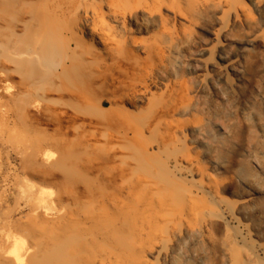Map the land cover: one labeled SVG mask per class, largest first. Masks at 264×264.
Here are the masks:
<instances>
[{"label":"rangeland","instance_id":"374dc122","mask_svg":"<svg viewBox=\"0 0 264 264\" xmlns=\"http://www.w3.org/2000/svg\"><path fill=\"white\" fill-rule=\"evenodd\" d=\"M31 7L49 27L40 41L45 94L29 117L18 79L0 80V264H14L12 249L19 264H146L147 251L174 227L206 234L204 219L217 212L205 211L220 201L264 257V160L251 161L245 137L242 146L226 139L216 165L208 157L216 150L192 130L264 88V12L250 0H35ZM224 19L239 70L247 59L256 66L250 76L224 70L214 53L197 56L224 42L217 34ZM203 77L210 82L201 90ZM248 174L254 184L242 180ZM239 202L245 212H237ZM236 225L229 219L220 233Z\"/></svg>","mask_w":264,"mask_h":264},{"label":"bare ground","instance_id":"6f19581e","mask_svg":"<svg viewBox=\"0 0 264 264\" xmlns=\"http://www.w3.org/2000/svg\"><path fill=\"white\" fill-rule=\"evenodd\" d=\"M34 1L0 0V80L18 79L17 91L19 94L27 95L30 98L24 107V114L29 117L34 115L33 108L40 99H43L45 94L41 87L44 74L40 66L44 58L45 48L40 41L43 39L46 41L49 32L44 16L41 12L33 11L31 7L34 5ZM17 2V15L8 18L7 12L10 10L11 3ZM250 2L253 3L255 10L264 12V0H250ZM223 21L224 24L221 25L217 34L218 37H222L224 42L218 41L212 49L202 48L197 56L202 57L204 54L214 53L221 62H226L224 70H235L240 77L241 75L250 76L256 66L247 59L244 60V65L242 64L244 70H239L241 67L239 64L240 52L230 51L227 48L230 26L225 23L226 19ZM243 40L250 45H254L257 41L256 38L248 34L244 35ZM233 58H238V61H232ZM220 77H223V72H220ZM208 82L210 79L207 77H203L199 81L201 90ZM223 82L226 86H231L230 82L226 80ZM212 87L216 88V85L212 84ZM263 101L264 88H261L256 97L246 106L233 105L232 113H226L222 120L213 117L210 120V126L201 123L193 127L192 130L197 135L199 143L206 147L209 153L212 149L216 150L218 154L216 157L208 155L207 152L212 163L216 165L222 163L226 139H229L230 144L240 146L245 137L252 139L251 146L246 148V151L251 153V161L258 164L263 162L264 112L261 109ZM1 110L3 109L0 107ZM213 133L217 136L210 139ZM25 148L27 147H24L23 150H26ZM242 180L250 184L255 183L252 174H248L247 177L243 175ZM216 203V208L210 207L205 211L207 215L214 211L217 212V214L204 219V225L207 227L205 229L206 234L202 233L200 237L197 226L191 228L174 227L168 238L163 235L161 240L147 251V256L153 260L146 264H264V257L257 254V251L262 250V248L258 245L257 248L252 249L246 244L245 224L239 220L234 211L225 209L221 201ZM236 208L237 212L247 210L243 202H239ZM243 214L239 213L238 215L243 216ZM229 219L237 224V231L226 229L222 235L220 231L225 228L226 221ZM213 225L216 226V234L208 230V227L212 228ZM261 226L264 228V225ZM11 252L14 257V264H19L21 258L18 250L12 249Z\"/></svg>","mask_w":264,"mask_h":264}]
</instances>
